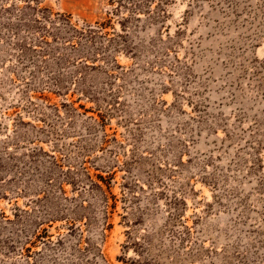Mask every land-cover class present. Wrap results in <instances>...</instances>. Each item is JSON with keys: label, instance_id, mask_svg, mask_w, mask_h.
Returning a JSON list of instances; mask_svg holds the SVG:
<instances>
[{"label": "rangeland", "instance_id": "obj_1", "mask_svg": "<svg viewBox=\"0 0 264 264\" xmlns=\"http://www.w3.org/2000/svg\"><path fill=\"white\" fill-rule=\"evenodd\" d=\"M0 264H264V0H0Z\"/></svg>", "mask_w": 264, "mask_h": 264}]
</instances>
